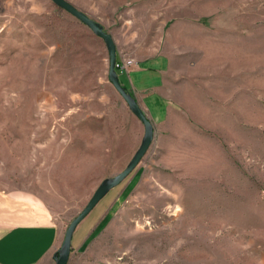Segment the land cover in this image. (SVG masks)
Wrapping results in <instances>:
<instances>
[{"label": "rangeland", "instance_id": "rangeland-1", "mask_svg": "<svg viewBox=\"0 0 264 264\" xmlns=\"http://www.w3.org/2000/svg\"><path fill=\"white\" fill-rule=\"evenodd\" d=\"M67 1L122 61L168 52L207 107L197 156L158 169L149 150L68 264H264V0ZM108 74L104 41L51 0H0V191L51 205L62 244L143 138L128 150L134 114Z\"/></svg>", "mask_w": 264, "mask_h": 264}, {"label": "crops", "instance_id": "crops-1", "mask_svg": "<svg viewBox=\"0 0 264 264\" xmlns=\"http://www.w3.org/2000/svg\"><path fill=\"white\" fill-rule=\"evenodd\" d=\"M113 38L118 49L117 59L122 62L120 44ZM132 58L134 64L129 71H120V82L137 99L154 126L155 139L150 153L158 162L156 167L166 168L167 160L196 157L194 153L207 134L200 135L192 112L207 109L201 106L205 103L204 93L196 83L176 80L175 59L166 51L155 49L150 55L137 53ZM133 117L138 136L128 147L129 151L135 150L144 134L143 124ZM106 199L77 227L72 249L83 242L87 229L98 221L110 200ZM31 200L22 194L0 191V264H56L54 257L62 244L61 227L51 205L42 203L47 211L37 213ZM35 204L42 206L40 202Z\"/></svg>", "mask_w": 264, "mask_h": 264}, {"label": "water", "instance_id": "water-1", "mask_svg": "<svg viewBox=\"0 0 264 264\" xmlns=\"http://www.w3.org/2000/svg\"><path fill=\"white\" fill-rule=\"evenodd\" d=\"M51 1L56 6L65 10L81 23L90 28L96 37L104 41L109 54V81L125 100L130 111L144 126V136L142 138L141 144L126 169L122 173L111 178H106L102 181L87 206L83 209L80 215L73 220L66 231L63 244L55 254L54 258L56 264H68L72 252V240L77 227L111 192V190L123 183L139 167L153 145L155 139V129L152 122L148 119L145 112L140 107L137 99L126 88H124L120 82V77L116 68L118 49L113 36L105 30L102 24L88 17L85 13L78 10L67 0Z\"/></svg>", "mask_w": 264, "mask_h": 264}, {"label": "built area", "instance_id": "built-area-1", "mask_svg": "<svg viewBox=\"0 0 264 264\" xmlns=\"http://www.w3.org/2000/svg\"><path fill=\"white\" fill-rule=\"evenodd\" d=\"M133 65V61L132 60H128V61H122V62H117V70L119 71H129V67Z\"/></svg>", "mask_w": 264, "mask_h": 264}, {"label": "trees", "instance_id": "trees-1", "mask_svg": "<svg viewBox=\"0 0 264 264\" xmlns=\"http://www.w3.org/2000/svg\"><path fill=\"white\" fill-rule=\"evenodd\" d=\"M117 62H118V59H117ZM119 70H117V72H118Z\"/></svg>", "mask_w": 264, "mask_h": 264}]
</instances>
